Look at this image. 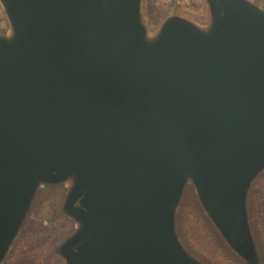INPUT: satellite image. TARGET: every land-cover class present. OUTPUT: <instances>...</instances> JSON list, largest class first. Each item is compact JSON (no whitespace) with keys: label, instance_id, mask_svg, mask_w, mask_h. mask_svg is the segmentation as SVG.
Instances as JSON below:
<instances>
[{"label":"water","instance_id":"1","mask_svg":"<svg viewBox=\"0 0 264 264\" xmlns=\"http://www.w3.org/2000/svg\"><path fill=\"white\" fill-rule=\"evenodd\" d=\"M150 33L143 0H0V264L40 186L64 183L66 264H203L176 230L194 186L258 263L247 198L264 168V7L207 0Z\"/></svg>","mask_w":264,"mask_h":264},{"label":"rangeland","instance_id":"2","mask_svg":"<svg viewBox=\"0 0 264 264\" xmlns=\"http://www.w3.org/2000/svg\"><path fill=\"white\" fill-rule=\"evenodd\" d=\"M260 2L258 1L262 5ZM0 11L2 13L0 14V31H3L8 28V19L1 9ZM171 14H179L202 24L208 17V2L207 0H190L188 4H178L175 1L158 4L156 0H143V19L150 33L155 32L159 24ZM66 194L67 187L64 183L40 186L31 210L2 264L8 261L15 244L27 234L26 231L30 227L34 228L35 236L41 233L40 228H57L56 239L49 243L48 248L50 254L56 256L60 264H66L60 247L64 239L72 232L74 225L63 206ZM247 210L258 251L257 264H264V227L260 223V219L264 218V168L250 186ZM176 230L185 248L203 264H231L230 261L249 264L227 244L202 206L194 186L187 185L184 190L176 215ZM35 238L27 239L31 243L30 251H35L38 247Z\"/></svg>","mask_w":264,"mask_h":264},{"label":"trees","instance_id":"3","mask_svg":"<svg viewBox=\"0 0 264 264\" xmlns=\"http://www.w3.org/2000/svg\"><path fill=\"white\" fill-rule=\"evenodd\" d=\"M261 225L264 227V218L260 219ZM34 228L30 227L26 231V235L15 244L14 251L10 255V258L5 264H60L57 257L51 255L49 252V243L54 241L55 235L58 234V230L55 227L52 228H40L41 233L37 236L34 235ZM36 237V243L38 247L35 251H30L31 243L27 239ZM29 242V243H27ZM231 259L229 258V261ZM231 264H238L237 261L231 262Z\"/></svg>","mask_w":264,"mask_h":264},{"label":"built area","instance_id":"4","mask_svg":"<svg viewBox=\"0 0 264 264\" xmlns=\"http://www.w3.org/2000/svg\"><path fill=\"white\" fill-rule=\"evenodd\" d=\"M169 1H175L178 4H188L190 0H156V3L161 4L163 2H169ZM0 14H2L1 11H0Z\"/></svg>","mask_w":264,"mask_h":264},{"label":"crops","instance_id":"5","mask_svg":"<svg viewBox=\"0 0 264 264\" xmlns=\"http://www.w3.org/2000/svg\"><path fill=\"white\" fill-rule=\"evenodd\" d=\"M255 1H256V2H258V1L260 2V1H261L260 3L262 4V6L264 5V4H263V3H264L263 0H255Z\"/></svg>","mask_w":264,"mask_h":264}]
</instances>
